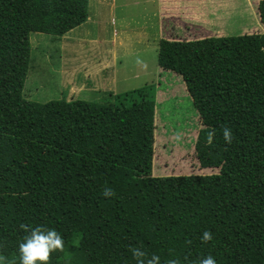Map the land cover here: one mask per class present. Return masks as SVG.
Returning <instances> with one entry per match:
<instances>
[{
	"label": "trees",
	"instance_id": "16d2710c",
	"mask_svg": "<svg viewBox=\"0 0 264 264\" xmlns=\"http://www.w3.org/2000/svg\"><path fill=\"white\" fill-rule=\"evenodd\" d=\"M257 13L264 28V0ZM88 18V0H0V264H20L21 224L62 236L48 264H136L133 248L160 264H264V32L160 39L157 65L181 77L211 172L160 177L154 85L112 105L24 98L30 35L61 38Z\"/></svg>",
	"mask_w": 264,
	"mask_h": 264
},
{
	"label": "rangeland",
	"instance_id": "374dc122",
	"mask_svg": "<svg viewBox=\"0 0 264 264\" xmlns=\"http://www.w3.org/2000/svg\"><path fill=\"white\" fill-rule=\"evenodd\" d=\"M131 1L88 0L89 18L85 24L61 38L31 34L30 69L24 98L37 103L65 99L112 105V94L154 85L157 127L153 175L209 174L210 170L199 168L194 153L200 121L191 97L180 76L158 67L160 39L153 37L156 32L149 30V34H143L141 31L146 20L153 23L154 6H123L124 2ZM235 5L218 23L199 22L196 14L185 19L184 15L173 13V17L189 26V32L184 35L193 37L180 39L264 32L254 13L246 15L242 1Z\"/></svg>",
	"mask_w": 264,
	"mask_h": 264
},
{
	"label": "crops",
	"instance_id": "0c3cea01",
	"mask_svg": "<svg viewBox=\"0 0 264 264\" xmlns=\"http://www.w3.org/2000/svg\"><path fill=\"white\" fill-rule=\"evenodd\" d=\"M239 1H242L243 8L247 12L246 15L251 16L252 13H254V16L259 21L257 5L260 0H133L131 1L132 3L124 2L123 6L125 7L130 4H152L154 6L152 13V18L154 19V21L153 23H147L148 20H146L141 28L143 34L148 33L149 30H154L156 32V34L153 35L154 38L157 37L159 39H180L193 37H191V35H184L185 32H189V26L186 23L180 21L179 18L173 17V13L184 15L185 19H189L191 18L192 14H196V16L198 17L197 21L199 22L209 21L218 23L222 22L223 17L227 15ZM209 8H212V10L209 11ZM164 21H166V23H164ZM149 24L151 25L149 26ZM200 28H202L201 25ZM143 36L148 37L147 35ZM212 36L215 37V35ZM226 36L228 35L222 34L218 37Z\"/></svg>",
	"mask_w": 264,
	"mask_h": 264
},
{
	"label": "clouds",
	"instance_id": "9594fccd",
	"mask_svg": "<svg viewBox=\"0 0 264 264\" xmlns=\"http://www.w3.org/2000/svg\"><path fill=\"white\" fill-rule=\"evenodd\" d=\"M222 131L225 142L231 143L232 135L230 129L225 128ZM213 135L214 132L208 133L207 142L209 144L212 142ZM114 194V191L110 188H105L103 191L105 197H110ZM20 228L28 233L24 237L23 242L18 246L20 264H48L53 252H63L64 240L56 230L42 228L40 226L29 228L25 224H21ZM200 239L202 243H207L212 239V233L210 231H204ZM131 251L136 264H160V257L157 255L148 257L140 248H133ZM3 260L4 258L0 257V261ZM167 264H180V261L178 259H171ZM199 264H216V262L209 255L202 258Z\"/></svg>",
	"mask_w": 264,
	"mask_h": 264
}]
</instances>
